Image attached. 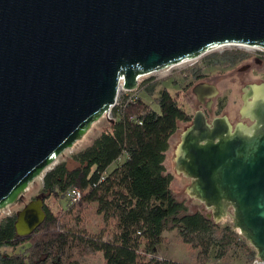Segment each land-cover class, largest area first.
<instances>
[{
    "label": "water",
    "instance_id": "95a60500",
    "mask_svg": "<svg viewBox=\"0 0 264 264\" xmlns=\"http://www.w3.org/2000/svg\"><path fill=\"white\" fill-rule=\"evenodd\" d=\"M264 49V0H0V209L71 147L138 79L220 46ZM193 93L216 95L198 83ZM240 117L207 123L202 111L179 136L176 174L215 224L264 262V80L241 88ZM109 120V119H108ZM44 196L16 211L26 236L45 218Z\"/></svg>",
    "mask_w": 264,
    "mask_h": 264
},
{
    "label": "trees",
    "instance_id": "16d2710c",
    "mask_svg": "<svg viewBox=\"0 0 264 264\" xmlns=\"http://www.w3.org/2000/svg\"><path fill=\"white\" fill-rule=\"evenodd\" d=\"M246 57L241 50L224 49L206 55L203 64L232 67ZM152 90L145 87L146 94ZM155 101L158 112L140 97L122 93L111 110L109 128L71 154L75 166L67 168L60 161L45 172L44 198L66 200L72 187L81 196L74 203L66 200L67 207L56 213L44 204V220L26 236L15 233V214L1 219L0 264H80L85 255L95 253H101L104 264H214L234 248L251 262L254 250L229 224H215L200 211L187 213L173 196L163 165L165 152L178 123L189 122L190 115L165 88ZM122 154L126 159L107 171ZM91 208L101 220L96 232L84 227V213ZM167 224L193 251L192 263L155 256Z\"/></svg>",
    "mask_w": 264,
    "mask_h": 264
},
{
    "label": "rangeland",
    "instance_id": "374dc122",
    "mask_svg": "<svg viewBox=\"0 0 264 264\" xmlns=\"http://www.w3.org/2000/svg\"><path fill=\"white\" fill-rule=\"evenodd\" d=\"M224 49H238L243 51L245 54L250 55L249 58L257 56L259 53L255 49H251L247 46H220L215 47L210 51L205 52L201 56L197 57L195 60H188L177 65L171 66L166 70L155 71L149 75L143 76L140 79V85L137 89L132 91H127L125 95L132 97H140L143 101L150 106L155 112L159 111V107L155 101L158 92L165 88L170 93L175 94V99L177 104L188 114H191L198 102L195 99L194 93L191 88L198 83L210 84L215 87L216 95L212 96L207 100L213 103L215 114H223L228 118L229 123L232 125L233 122L238 119V114H240L239 109L243 105L241 99V90L244 84H251L259 82L253 73L249 71H243L240 67L244 63L243 61L235 64L232 67H220V68H209L204 66L203 58L212 53L220 52ZM248 57V56H247ZM246 57V58H247ZM245 60V59H244ZM249 64H252L251 61ZM196 69L199 75L195 78L191 74L192 69ZM145 87L153 88V90L146 94ZM122 93L119 91L117 98L120 97ZM113 117V116H112ZM242 121L239 123H246V118H241ZM111 120V119H109ZM109 120L102 116L96 122H94L89 129L84 133V135L76 141L71 147L66 148L59 154H57L52 162V166L60 161H65L67 168H72L75 163L70 159L71 154L83 149L91 143V141L98 136L102 131L109 128ZM184 124L178 123L177 129L169 140V146L165 152V158L163 165L165 167V172L170 174V190L173 196L181 201L186 206L187 213H192L194 211H200L204 215L208 213L204 207L197 201L191 199L185 193V187L188 181L176 174L173 168V153L174 148L178 140V135L182 132ZM125 155L122 154L119 158L111 163L107 167V171L113 169L116 165L120 164L125 160ZM51 166V167H52ZM42 174L35 177L23 191L21 195L13 202L0 209V220L6 216H14L16 211L20 210L25 203L32 200L33 198L43 194L42 192ZM44 204L52 212L56 213L61 208L65 209L67 207V202L65 199H60L59 202L54 198L45 196ZM84 227L89 232H96L100 225L101 220L96 214H94L93 209H88L84 213ZM220 225L229 224L228 220H224ZM163 240L161 243L157 244L154 248L155 256L163 259H170L182 263H192L193 251L182 243L179 239L178 232L176 229L171 227V224H167L166 230L162 232ZM213 264V262H211ZM248 260L240 248H234L230 253L222 260L215 261L214 264H247ZM80 264H104L101 253L85 255Z\"/></svg>",
    "mask_w": 264,
    "mask_h": 264
},
{
    "label": "flooded vegetation",
    "instance_id": "af4514ba",
    "mask_svg": "<svg viewBox=\"0 0 264 264\" xmlns=\"http://www.w3.org/2000/svg\"><path fill=\"white\" fill-rule=\"evenodd\" d=\"M248 57L245 58V60H243V64L241 65V69L243 71H249L251 73H253L252 75L254 76V78H256L259 82L263 81L264 80V53H258L257 56L255 57H252V58H249L250 55H247ZM251 61L252 64H249V62ZM247 85L244 84V86ZM193 87L191 88V91L193 92ZM194 96H195V99L196 101L198 102L197 106L195 107L194 111L189 114L190 115V121L187 122V123H184V128L183 130H185L186 127H188L191 123V120H192V117H193V114L196 112V111H202L203 114H204V117L207 121V123H210L213 118H216V117H222V116H225V115H221V114H215V111H214V106H213V103L209 100V102H207V100L209 99V97H203V101H201L197 95H195L194 93ZM205 98H207V100H205ZM211 98V97H210ZM241 114H238V119H236L232 126H234L235 124H237L239 121H242L241 118L243 117H240ZM226 117V116H225ZM227 118V117H226ZM228 119V118H227ZM230 121V120H229ZM247 125L250 124L249 120L246 118V121H245ZM182 130V131H183ZM179 139H180V136L178 135V140H177V143L179 142ZM176 143V144H177ZM181 176V175H180ZM183 177V176H182ZM184 178V177H183ZM186 179V178H185ZM188 182L189 180L186 179Z\"/></svg>",
    "mask_w": 264,
    "mask_h": 264
},
{
    "label": "built area",
    "instance_id": "2783aa9c",
    "mask_svg": "<svg viewBox=\"0 0 264 264\" xmlns=\"http://www.w3.org/2000/svg\"><path fill=\"white\" fill-rule=\"evenodd\" d=\"M247 47H249V48H251V49H255L256 51H258L259 53H264V49H262V48H260V47H255V46H247ZM212 50V49H211ZM210 51V50H209ZM196 58H194V59H189V60H195ZM185 61H188V60H185ZM184 62V61H183ZM182 63V62H181ZM179 64V63H178ZM174 65H177V64H174ZM174 65H171V66H174ZM171 66H168V67H166V68H163L164 70H166V69H168V68H170ZM163 69H161V70H163ZM161 70H158V71H161ZM140 79L141 78H139L138 79V82H137V86H136V88L135 89H137V87H138V85H140ZM134 89V90H135ZM119 91L121 92V93H126L127 91H125L122 87H121V84H119V90H118V93H119ZM115 104H117V98H116V101H115ZM114 104V105H115ZM113 105V106H114ZM113 106L103 115V116H105V118L106 119H112V112H111V110H112V108H113ZM80 196H81V194H80V191L77 189V188H74V187H72V188H70L69 190H67V192H66V194H65V197H66V200L68 201V203H74V202H76L77 200H79V198H80ZM249 264H264V262L263 261H261L260 259H258V258H256V257H254L252 260H251V262L249 263Z\"/></svg>",
    "mask_w": 264,
    "mask_h": 264
},
{
    "label": "bare ground",
    "instance_id": "6f19581e",
    "mask_svg": "<svg viewBox=\"0 0 264 264\" xmlns=\"http://www.w3.org/2000/svg\"><path fill=\"white\" fill-rule=\"evenodd\" d=\"M185 62V61H184Z\"/></svg>",
    "mask_w": 264,
    "mask_h": 264
}]
</instances>
